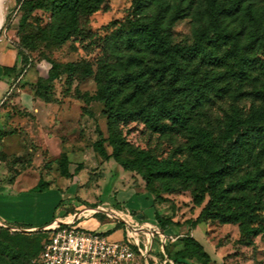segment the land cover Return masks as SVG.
<instances>
[{"label":"rangeland","instance_id":"374dc122","mask_svg":"<svg viewBox=\"0 0 264 264\" xmlns=\"http://www.w3.org/2000/svg\"><path fill=\"white\" fill-rule=\"evenodd\" d=\"M31 1L34 9L29 12L17 10L6 17L0 28V40H9L17 48L24 46L29 59V64L25 66L28 70L25 80L39 78L42 94L46 95L48 101L38 103L34 120L29 119L24 126L29 136H20V140H27L30 148L40 141L48 140L47 147L53 155L86 146V158L82 153H77L71 161L75 171L88 168V172L80 174V179L85 183L89 180L88 186L80 188L82 210L68 209L67 212L73 215L86 209H101L102 201H109L110 204L104 203L103 206L109 209V213L97 212L93 216L95 219L89 222L82 220L78 226L86 231H99L98 223L103 225L108 221H117L116 217L108 216L110 212L124 209L122 205L128 206L131 211L126 215L134 223L138 222L143 228L152 227V254L155 258L151 264H176L170 260L174 257H181L184 264H264V152L258 153L259 148L225 178L218 205L224 214L235 218L237 222L224 224L209 211L212 195L205 181V172L192 155L191 133L187 129V126H195L211 131L218 146L224 148L226 143L223 133L228 117L236 112L245 116L253 107H264V101L243 96L252 91L264 92V0L246 1L244 13L227 22L229 30L239 36L237 47H209L219 58L227 60L226 67L211 66L201 57L190 54L180 59L182 71L192 78L212 77L214 73L227 75V81L221 86H227L228 90L220 95L210 94L209 99L204 101L187 95L182 83L172 81L170 75L162 82L152 80L149 69L153 68L155 62L148 58L141 67L121 68L118 65L135 54L126 43V35L132 25L134 22H155L158 14L156 5H142L138 9L134 0H100V3L90 0L89 5L82 7L74 20L73 13L60 11L62 0ZM230 1L218 2L228 4ZM94 5L97 10L90 12ZM180 8L184 10L179 14H185L186 17L171 24L168 15L163 25L165 40L171 47H191L196 42V33L207 27L204 14L207 7L199 4L189 11L188 4L178 0L171 14H176ZM67 32L69 36L65 38ZM73 65H80L81 68ZM89 70H92L91 76H87ZM50 74L56 77L54 81L49 80ZM145 83L149 87L141 98L138 101L131 100L136 89L141 87L144 90ZM106 89L112 92L113 111L138 110L141 106L145 107L152 97L159 99L164 91H169L167 103L185 118L186 127H175L165 121L172 130L159 134L151 131L141 119L131 121L130 118L119 116L114 131L124 141L119 162L129 167L136 166L137 169L126 170L118 161L102 157L94 148L101 138L110 136L107 127L109 109L99 100L101 92ZM19 113L24 115L21 111ZM102 143L108 154H111L113 148L109 142ZM147 158L180 162L187 167L191 176L188 179L151 178L146 165ZM20 159L25 160V155ZM110 160L112 165L101 169ZM31 162L35 172H2L3 181H14L21 175L23 183L19 186L25 184L30 188L40 180L48 181V187L61 186L65 190V184L71 188L79 184L75 178L78 172L66 178L61 172L64 166L59 168L58 165H50L44 170L39 155L33 156ZM103 172H110L108 178ZM122 173L126 175L122 176ZM104 177L107 179L102 184L114 182L118 189L109 194L110 186L102 187V201L99 198L95 200L100 196L97 191L93 192L96 188L92 184L98 183L96 187L99 188ZM198 195L204 199L201 205L195 204ZM8 196L14 195L0 193V203ZM139 197L147 198L151 204V214H139ZM156 212L165 220L166 229L157 224ZM45 214V210L37 212L33 205L25 218H6L5 221L14 226H31L43 219ZM125 228L123 223L119 227L116 225L108 236L117 240ZM6 229L8 232L0 231V243L5 238L18 236L17 233L29 234L21 236L26 238L30 246L16 252L18 259L14 264H34L47 235L42 231ZM9 252L11 249L0 245V257Z\"/></svg>","mask_w":264,"mask_h":264},{"label":"trees","instance_id":"16d2710c","mask_svg":"<svg viewBox=\"0 0 264 264\" xmlns=\"http://www.w3.org/2000/svg\"><path fill=\"white\" fill-rule=\"evenodd\" d=\"M97 1L100 3V0ZM176 1L178 0L133 1L138 9H140L142 5H156L158 9L157 19L155 22L147 24L134 22L132 25L133 27L126 35V43L128 49L134 51L135 54L131 55L126 62L119 63L118 65L121 68L141 67L144 65L145 59L148 58L155 62V65L152 66L153 68L149 69V73L152 80L156 82H162L165 77L170 75L172 81L182 83V88L187 92V95H192L199 101L209 99L210 94H224L228 89L227 86L222 87L221 83L227 81L226 74L214 73L212 77L192 78L187 72L185 73L182 71L180 59L190 54L195 57H201L202 61H205L206 64L211 66L219 68L226 67L228 65L227 60L219 58L209 47L220 48L232 45L234 48L239 45L238 34L229 30L227 22L244 13L246 1L254 0H231L228 4L219 3V0H180L182 4H188L189 11H193L199 4L207 7L204 11L207 19V27L196 33V42L193 46L171 47L165 40L163 25L167 21L168 15L170 16L169 21L171 24L176 23L180 18L186 17L185 14H179L183 13V8H180L176 14H171V10ZM89 3L90 0H62L59 9L61 12L73 13L75 20L81 8L89 5ZM34 8L35 6L31 0H22L18 10L29 12ZM95 10H97V6H91L90 12ZM69 31L70 30H68V32ZM67 34H65V38L69 36V34ZM24 50L25 48L23 45L18 47V55L21 58L19 77L26 71L25 66L29 64V59ZM73 67L81 68L80 65H73ZM18 68L19 66L16 65L14 68L5 69V74H16L18 73ZM91 75L92 70H89L87 76ZM233 75L236 76V73ZM55 79V76L52 74L49 75V80L54 81ZM41 86L42 82L38 79L34 85L35 94L45 102H48L45 98L46 95L42 94ZM147 87H149V84L147 85V83H145L143 86L144 90H142L141 87L140 89H136L134 92L135 94L131 96V100L138 101ZM243 96L253 100L264 101V92L262 91L247 92L244 93ZM169 98V91H164L159 99L152 97L145 107L141 106L138 110L123 111L116 109L113 111L111 90L106 89L102 91L99 100L109 109L107 113V127L110 136L108 138H101L100 141L95 144V150L99 152L102 157L107 159L113 158L119 162V156L124 149V141H122L120 137H117L114 132L119 116L130 118L131 121L141 119L151 131L159 134H166L172 130L169 124L164 123L165 121L170 122L175 127L185 128V118L181 117L177 111L168 105L167 99ZM187 129L188 132L191 133L192 155L205 172V181L212 195L209 211L212 212L214 218L219 219L224 224L237 222L235 218L224 214L219 208L218 203L221 201L219 193L225 178L231 174V171L235 167L243 164L246 159L253 156L259 148L260 150L258 153L264 152V107H253L245 116L236 112L228 117L223 133V140L226 143L224 148L218 146L211 131L195 126H187ZM103 141H108L113 148L111 154H108L107 150L104 149ZM57 163L59 168L64 166L63 171H61L64 177L71 178L74 176V174L69 172L71 161L66 155H63ZM120 165L126 170H137L136 166L129 167L122 163H120ZM146 165L151 172L150 177L154 179H188L191 176L190 171L184 164L173 160L147 158ZM48 185L49 184L44 180H40L34 190L43 192L48 188ZM203 201V196L198 195L195 197L196 205H201ZM70 215L71 214L67 213L65 217ZM155 219L160 227L164 229L167 228L165 220L161 218L157 212L155 213ZM120 225H122V223H118L117 227ZM9 228L31 229V227L25 225L10 226ZM0 231L8 232L5 227H0ZM112 232L113 231L107 232V235H110ZM42 233L46 234L47 238L42 242L34 260V264H39L38 259L42 253L43 246L51 235L50 231H42ZM17 235L18 236L14 238H5L6 240L4 239L0 243V245L5 248L11 249V253L9 252L8 255L0 257V264H14V261L18 259L16 257V252L24 251L25 247L30 246L26 238L21 237L29 234L17 233ZM18 246H20V248ZM170 260L175 261L176 264H184L181 257L170 258Z\"/></svg>","mask_w":264,"mask_h":264},{"label":"crops","instance_id":"0c3cea01","mask_svg":"<svg viewBox=\"0 0 264 264\" xmlns=\"http://www.w3.org/2000/svg\"><path fill=\"white\" fill-rule=\"evenodd\" d=\"M21 1L22 0H9L7 4L6 17L10 14H14L18 10ZM20 62L21 58L18 55L17 46L15 44L13 45L9 40H0V193L3 194L4 192H7L8 195H14L12 197H6L3 202L0 203V224L5 228L14 226L8 224L7 221H5L6 218H25L30 214V210L34 205V209L37 210V212L39 210L44 212L45 210V217L39 220L35 225H28L31 229L25 230H38L49 226L56 219L64 218L68 213V209H72L74 211L82 210L80 188L88 186L89 180L85 183V181L80 179V174L82 172H88V168L85 167L80 171H75L72 169L73 165L71 163L69 166V172L72 174H75L74 172H78L75 178L79 184H77L75 188H71L70 185L65 184L67 185L68 190L63 189L61 186L56 187L55 185H51L43 192L34 190L38 184L31 188L25 184L23 186H19L23 183V180H21L20 177L21 175L14 181L4 182L1 175L2 172H35V167L33 166V162H31V160H33V156L35 155L41 156L44 170H47L50 165H58L57 162L63 155H66L70 161H72L74 158L73 156L77 153H82V155L86 158V146L82 145L78 150L65 152L60 151V153H55V155H53V152L47 147V144L49 143L47 142L48 140H44L42 142L40 141L31 148L30 144L28 145L27 140H20V136L26 138L29 136L26 132L27 128H24V126H26V122L28 123L29 119L31 121L34 120L37 115L36 112H38V103H46L35 94L34 85L39 78L35 80L34 77H32L31 79L25 80L28 70H26L21 77L18 76L19 69L21 68ZM16 65L19 66L18 73L10 75L5 74V69L14 68ZM19 111H21L24 115H21ZM24 148L26 149L24 150ZM36 152H38V154H36ZM24 155L25 160L20 159L21 156ZM111 161L112 160L106 162L101 169H107L108 164L112 165L110 163ZM103 173L108 178L110 172ZM123 175L126 174L122 173V176ZM107 178L104 177V180L100 181L99 188L96 187L98 183L92 184L94 188H96L93 192L97 191L96 193L99 194L98 196H100L102 192V187L110 186L111 190L109 191V194H113L115 190L118 189V185L114 182L102 184ZM45 182L49 184L48 181ZM98 198L102 201L100 199L102 198L101 196L96 197L95 200ZM139 199L141 201V205L137 208L139 210V214L146 215L147 212H150L151 214V204L147 201V198L139 197ZM104 203L110 204L109 201H102V207L105 206ZM122 207L129 212L131 211L128 206L122 205ZM124 209H119L118 212L121 213ZM57 213L60 215H57ZM92 219H95V217L83 218L82 220H88L89 222ZM82 220H80V222ZM118 223H120L118 220L108 221L103 225L98 223V225H100L98 230L105 233L114 231ZM136 223L138 224V222ZM150 228L152 227L149 226V229ZM124 238L125 230L117 240H122ZM153 247L154 241L152 242L151 247V260L155 258L152 254Z\"/></svg>","mask_w":264,"mask_h":264},{"label":"built area","instance_id":"2783aa9c","mask_svg":"<svg viewBox=\"0 0 264 264\" xmlns=\"http://www.w3.org/2000/svg\"><path fill=\"white\" fill-rule=\"evenodd\" d=\"M97 212L109 213V209L103 207L95 210L86 209L70 215L75 217L72 222L65 221L67 216L56 219L44 227L42 231H50L51 235L43 246L38 263L151 264V247L154 239L152 228L147 229L137 223H128L113 212L108 216L116 217L120 223L126 225L125 238L122 240H113L105 232L86 231L78 226L80 220L91 218ZM121 213L126 214L129 211L124 209Z\"/></svg>","mask_w":264,"mask_h":264},{"label":"bare ground","instance_id":"6f19581e","mask_svg":"<svg viewBox=\"0 0 264 264\" xmlns=\"http://www.w3.org/2000/svg\"><path fill=\"white\" fill-rule=\"evenodd\" d=\"M9 0H1V6H0V28L2 27V25L4 24V21H5V17L4 15L6 14V11H7V4H8ZM4 18V19H3ZM104 208V207H103ZM113 213L117 216H120L121 218H123L125 221H127L128 223H133V219L126 215V214H123V213H118V212H114ZM74 216H68L65 221L66 222H72L74 220Z\"/></svg>","mask_w":264,"mask_h":264},{"label":"water","instance_id":"95a60500","mask_svg":"<svg viewBox=\"0 0 264 264\" xmlns=\"http://www.w3.org/2000/svg\"><path fill=\"white\" fill-rule=\"evenodd\" d=\"M100 211V210H99ZM0 227H3L1 224H0ZM43 230V228H40V229H38V230H23V232H33V231H42Z\"/></svg>","mask_w":264,"mask_h":264}]
</instances>
